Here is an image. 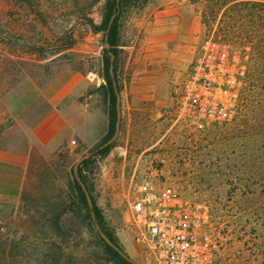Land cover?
I'll use <instances>...</instances> for the list:
<instances>
[{
    "label": "rangeland",
    "instance_id": "1",
    "mask_svg": "<svg viewBox=\"0 0 264 264\" xmlns=\"http://www.w3.org/2000/svg\"><path fill=\"white\" fill-rule=\"evenodd\" d=\"M257 1L264 0L123 4L114 127L98 145L108 144L107 151L96 154L86 177L105 226L136 264H145L144 258L123 220L130 184L139 180L203 204V231L213 243L215 264H264V15L253 12L251 3ZM101 3L0 0V28L12 33V48L18 54L12 57L21 60L23 69L0 94V146L25 150L28 157L26 204L19 196L0 203V240L9 235L21 243L30 241L24 232L32 220H26L27 215L36 219L43 215L44 204L65 196L68 184H73L71 171L106 131L108 98L101 60L106 43L102 31H93L79 16L87 11L98 23ZM65 28L71 29L74 42L56 50ZM208 34L227 42L239 71L230 88L233 116L225 121L184 111L177 115L175 110L174 87L199 40ZM30 44L37 46L35 52L19 51ZM60 72V81L71 76L77 84L59 103L71 135L57 151L53 144L33 140L19 121L18 107ZM79 219L63 217L64 225L75 230L61 240L58 264H113L101 250L102 235L87 230Z\"/></svg>",
    "mask_w": 264,
    "mask_h": 264
},
{
    "label": "built area",
    "instance_id": "2",
    "mask_svg": "<svg viewBox=\"0 0 264 264\" xmlns=\"http://www.w3.org/2000/svg\"><path fill=\"white\" fill-rule=\"evenodd\" d=\"M238 73L227 42L204 35L174 87L177 115L184 111L208 121L229 120L230 88ZM130 188L123 227L145 264H215L213 243L203 231V204L146 180L134 181Z\"/></svg>",
    "mask_w": 264,
    "mask_h": 264
},
{
    "label": "trees",
    "instance_id": "3",
    "mask_svg": "<svg viewBox=\"0 0 264 264\" xmlns=\"http://www.w3.org/2000/svg\"><path fill=\"white\" fill-rule=\"evenodd\" d=\"M26 1V0H23ZM127 0H102L100 7V21L95 23L87 11H82L79 16L93 31L101 30L103 41L106 43L101 48L102 75L104 79V92L108 98V107L106 110L107 122L106 131L100 137L97 146L92 148L88 154L82 157L76 164L72 172V183L68 184L69 190L63 198L53 199L43 205V215L38 218H32L27 215L26 220H30L25 227V235L30 239L25 243L19 242L17 238L5 235L0 243V264H58L59 252H61V240L65 239L75 229L66 227L63 223V217L67 214L79 217L80 223L98 236L101 232L109 240L106 242L99 238L100 247L105 258L113 264H134V262L124 254L121 246L118 244L112 232L105 226L102 214L97 206L95 199L90 191L87 182L86 171L91 167L96 154L102 155L108 149V144L98 148V145L104 143L111 135L115 120V84L116 83V60L118 52V18L120 16L123 4ZM253 12L261 17L264 15V1L251 3ZM9 5V3H7ZM4 10L10 11V7ZM110 16L111 19H110ZM264 29V28H263ZM264 32V31H263ZM12 33L7 28H0V94L15 83L18 77L23 73L21 60L12 57L17 56L12 46ZM74 42L73 33L70 28H65L62 32L58 44L54 49L62 50L70 47ZM264 46V44H261ZM35 44L30 46H20L22 52H35ZM111 69V70H109ZM118 88V84H116ZM62 156V155H60ZM59 156V157H60ZM27 201V192L22 184L19 193V202ZM26 213V212H25ZM27 214V213H26ZM97 231V232H96ZM28 249V251H27ZM32 256H28V252ZM27 252V254H24ZM31 261V262H30Z\"/></svg>",
    "mask_w": 264,
    "mask_h": 264
},
{
    "label": "crops",
    "instance_id": "4",
    "mask_svg": "<svg viewBox=\"0 0 264 264\" xmlns=\"http://www.w3.org/2000/svg\"><path fill=\"white\" fill-rule=\"evenodd\" d=\"M60 72L47 84L36 88L18 107L20 123L28 129L33 140L41 145H54L61 151L67 143L70 129L65 124L59 103L76 87L71 76L61 79ZM27 152L0 146V203L19 196L27 165Z\"/></svg>",
    "mask_w": 264,
    "mask_h": 264
},
{
    "label": "water",
    "instance_id": "5",
    "mask_svg": "<svg viewBox=\"0 0 264 264\" xmlns=\"http://www.w3.org/2000/svg\"><path fill=\"white\" fill-rule=\"evenodd\" d=\"M111 17H112V16H110V19H111ZM99 233L102 235V237L104 238V240H105L106 242L110 243L109 240L105 237V235H104L103 233H101V232H99ZM134 264H136V263L134 262Z\"/></svg>",
    "mask_w": 264,
    "mask_h": 264
}]
</instances>
